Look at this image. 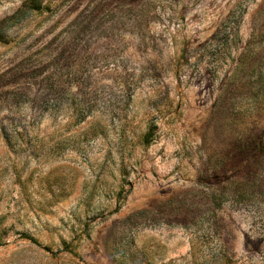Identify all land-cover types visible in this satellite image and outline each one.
<instances>
[{"label": "rangeland", "instance_id": "obj_1", "mask_svg": "<svg viewBox=\"0 0 264 264\" xmlns=\"http://www.w3.org/2000/svg\"><path fill=\"white\" fill-rule=\"evenodd\" d=\"M0 264H264V0H0Z\"/></svg>", "mask_w": 264, "mask_h": 264}]
</instances>
